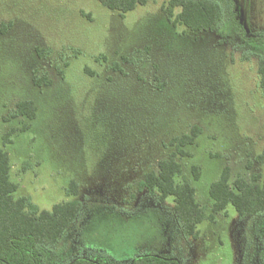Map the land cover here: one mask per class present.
<instances>
[{
  "label": "rangeland",
  "instance_id": "obj_1",
  "mask_svg": "<svg viewBox=\"0 0 264 264\" xmlns=\"http://www.w3.org/2000/svg\"><path fill=\"white\" fill-rule=\"evenodd\" d=\"M168 2L121 17L98 0H0V24L10 25L0 34V150L17 198L39 211L82 203L56 248L68 260L166 247L183 264L260 256L264 217L214 213L209 190L226 169L231 184L264 173V50L245 45L227 13L217 32L173 28ZM235 2L247 32H264V0ZM22 101L35 104L34 120L12 116ZM194 126L202 134L180 163L209 219L189 238L173 200L149 196L143 182Z\"/></svg>",
  "mask_w": 264,
  "mask_h": 264
},
{
  "label": "trees",
  "instance_id": "obj_2",
  "mask_svg": "<svg viewBox=\"0 0 264 264\" xmlns=\"http://www.w3.org/2000/svg\"><path fill=\"white\" fill-rule=\"evenodd\" d=\"M98 1L121 17L148 2ZM166 12L173 28L184 27L193 34L219 31L227 13L237 37L252 49L264 50V32H247L235 0H169ZM9 28L8 24H0V34H5ZM113 68L123 72L119 64H114ZM258 74L260 90L264 96V57L258 62ZM44 83L49 85L50 81L45 80ZM36 84L39 86L42 83L36 81ZM12 116L32 121L37 116V108L32 101H22L16 105ZM201 134L202 130L194 126L190 133L173 139L171 146L175 150L167 159L160 160L157 171L149 172L143 182L149 196L157 198L161 203L173 200L175 218L184 236L189 238L197 237L198 226L208 220L209 215L207 209L198 203L193 184L183 177L180 158L187 156L185 148L193 146ZM10 173V156L0 150V264H94L84 259L68 260L56 249L78 219L82 203L71 201L57 204L51 211H39L30 198L16 197L18 185L11 181ZM195 178H198L197 173ZM73 186L76 188L75 184ZM209 195L214 213L232 206L240 219L260 215L264 213V173L254 175L251 181L239 177L231 184L230 173L226 169L210 186ZM141 263L154 264V260L148 258Z\"/></svg>",
  "mask_w": 264,
  "mask_h": 264
},
{
  "label": "flooded vegetation",
  "instance_id": "obj_3",
  "mask_svg": "<svg viewBox=\"0 0 264 264\" xmlns=\"http://www.w3.org/2000/svg\"><path fill=\"white\" fill-rule=\"evenodd\" d=\"M260 216L264 217V213L260 214ZM252 217H256V216H252ZM167 237L169 240L168 242L171 244V235H167ZM259 254L260 256L256 257V262L253 263L251 261L250 264H256V263L264 264V242L262 243V248L260 249ZM110 258H112L110 255H101V254L93 255V256L83 255V256L74 257L72 261H76L78 259H84L85 261L92 262L94 264H143L141 263V261L149 258V259L154 260V264H183V261L179 257L173 255L172 253L168 251V247L164 249H153V250L151 249L148 252L145 250L138 251V253H135L134 255H132V257L127 259V261L122 260V261L114 262ZM149 264H152V263H149Z\"/></svg>",
  "mask_w": 264,
  "mask_h": 264
}]
</instances>
